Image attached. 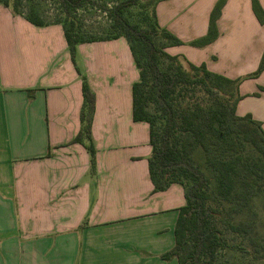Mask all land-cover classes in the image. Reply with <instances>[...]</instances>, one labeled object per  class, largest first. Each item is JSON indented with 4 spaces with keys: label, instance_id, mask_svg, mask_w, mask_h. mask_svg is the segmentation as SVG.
<instances>
[{
    "label": "crops",
    "instance_id": "0c3cea01",
    "mask_svg": "<svg viewBox=\"0 0 264 264\" xmlns=\"http://www.w3.org/2000/svg\"><path fill=\"white\" fill-rule=\"evenodd\" d=\"M217 2L157 3L159 25L183 42L166 52L243 79L236 113L264 129V71L247 78L264 53L252 0H227L218 38L190 45L206 36ZM82 74L96 97L94 174L86 148L72 143L81 128ZM138 79L125 38L80 44L74 63L62 26L38 28L0 4V264H68L80 246L91 263L178 264L161 255L175 245L184 191L153 192L150 126L132 115Z\"/></svg>",
    "mask_w": 264,
    "mask_h": 264
},
{
    "label": "trees",
    "instance_id": "16d2710c",
    "mask_svg": "<svg viewBox=\"0 0 264 264\" xmlns=\"http://www.w3.org/2000/svg\"><path fill=\"white\" fill-rule=\"evenodd\" d=\"M24 1L0 0V4L38 28L48 26L34 8H24ZM94 1L58 0L60 17L54 24L62 26L74 63L78 45L83 43L123 37L130 46L139 72L132 87V115L135 122L150 126L152 152L148 163L153 192L179 185L185 197L175 225V245L161 259L176 258L178 264H217L220 251L238 250L263 260L264 239L257 231L256 204L261 199L264 212V129L251 115L236 113L243 79L233 80L211 72L205 64L196 66L182 56L169 55L166 48L183 42L157 21L155 6L163 0L100 5L112 23L113 37L86 36L75 14ZM226 3L218 0L206 36L190 42L191 46L204 47L218 38L216 23ZM134 7L139 8L136 15ZM252 8L263 25L264 10L258 0H252ZM263 71L264 53L258 69L247 78H256ZM81 80V128L72 143L86 148L94 174L96 97L87 77L82 74ZM196 88L203 92L207 104L177 105L178 98ZM230 235L245 239L251 248L230 242Z\"/></svg>",
    "mask_w": 264,
    "mask_h": 264
},
{
    "label": "rangeland",
    "instance_id": "374dc122",
    "mask_svg": "<svg viewBox=\"0 0 264 264\" xmlns=\"http://www.w3.org/2000/svg\"><path fill=\"white\" fill-rule=\"evenodd\" d=\"M121 1L122 0H95L94 4H89L80 8L75 15L79 20V22L81 23V27H82L81 31L86 36H93L101 39H107L113 37L114 31L111 29L112 23L108 18L107 14L104 12V10L100 9L99 6L100 5L114 6L115 4ZM142 2L145 4L147 0H142ZM23 6L26 9L34 8L44 18V20L47 23H49V25L46 27L58 25V24H54V21L60 17L58 0H26L23 2ZM137 10L139 11V8L134 7L132 9V12L136 15L135 12H137ZM186 93L187 94L178 98L177 100L178 106L184 107V106L192 105L195 102H201L204 104L208 103L207 98L199 88L190 90ZM262 207L263 206L260 199V201H258L256 204V210L259 214V218L257 222V231L260 234V236L264 239V212ZM5 214L6 212L2 211V218L4 217ZM87 219L88 216H86L82 221V223L86 221V224L82 228L79 227L80 231L87 227L88 225ZM229 238H230V242L232 243L242 244L243 247L245 248H251L248 245L247 241L239 236L230 235ZM84 249L87 250L86 246H84ZM86 256H87V252H83L82 246H80L79 252L77 254V258L72 261L66 260V262L68 264H98L100 262V260L93 259V262L91 263V259H87ZM217 264H264V259L254 260L251 258V256H248L238 250L231 252L222 250L218 254Z\"/></svg>",
    "mask_w": 264,
    "mask_h": 264
}]
</instances>
